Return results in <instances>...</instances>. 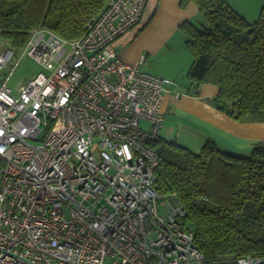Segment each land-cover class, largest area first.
Masks as SVG:
<instances>
[{
	"label": "built area",
	"instance_id": "2783aa9c",
	"mask_svg": "<svg viewBox=\"0 0 264 264\" xmlns=\"http://www.w3.org/2000/svg\"><path fill=\"white\" fill-rule=\"evenodd\" d=\"M148 3L110 0L79 39L39 29L19 56L0 53V264L205 263L178 198L156 187L175 84L114 47ZM24 57L40 71L14 95Z\"/></svg>",
	"mask_w": 264,
	"mask_h": 264
},
{
	"label": "trees",
	"instance_id": "16d2710c",
	"mask_svg": "<svg viewBox=\"0 0 264 264\" xmlns=\"http://www.w3.org/2000/svg\"><path fill=\"white\" fill-rule=\"evenodd\" d=\"M110 0H0V36L19 56L34 31L47 29L67 40L81 38ZM194 2L205 24L185 23L192 62L190 93L218 87L213 106L237 122H264V7L250 23L228 0ZM194 91V93H193ZM156 187L175 194L186 215L182 226L195 234L204 264H264V144L239 157L207 143L199 153L160 138Z\"/></svg>",
	"mask_w": 264,
	"mask_h": 264
},
{
	"label": "crops",
	"instance_id": "0c3cea01",
	"mask_svg": "<svg viewBox=\"0 0 264 264\" xmlns=\"http://www.w3.org/2000/svg\"><path fill=\"white\" fill-rule=\"evenodd\" d=\"M228 1L237 13L252 21L264 7V0ZM200 18L194 2L182 6V0H149L142 23L121 36L115 50L130 66L144 58L141 70L175 82L162 105V139L196 153L211 142L223 152L248 157L257 145L264 144V122H237L217 110L212 104L219 90L215 85H202L198 97L190 93L187 72L192 57L182 26H198Z\"/></svg>",
	"mask_w": 264,
	"mask_h": 264
},
{
	"label": "rangeland",
	"instance_id": "374dc122",
	"mask_svg": "<svg viewBox=\"0 0 264 264\" xmlns=\"http://www.w3.org/2000/svg\"><path fill=\"white\" fill-rule=\"evenodd\" d=\"M248 21L250 23H253L255 20L254 21L248 20ZM199 23H202L203 25L205 24L204 19L202 17L200 18ZM200 25H198V26H200ZM9 46H10V42H8L7 40L3 39L0 36V53H2V51L4 49L9 48ZM15 63L16 64L18 63V64H17V67H16L14 73L12 74V76L9 80V86L13 89V94L17 95L19 87L21 85L26 84L30 78H32L36 73H38L40 71V67L36 64V62H34L32 59H30L28 57H24L22 59L18 58L15 60ZM174 84H175V82H174ZM161 203H162V200H160V204ZM160 210L162 213H167V210L161 206H160Z\"/></svg>",
	"mask_w": 264,
	"mask_h": 264
}]
</instances>
